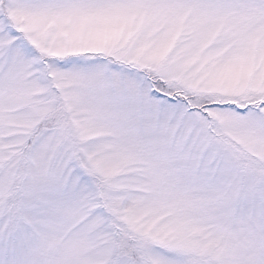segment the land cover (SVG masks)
Returning a JSON list of instances; mask_svg holds the SVG:
<instances>
[{
	"label": "snow or ice",
	"instance_id": "snow-or-ice-1",
	"mask_svg": "<svg viewBox=\"0 0 264 264\" xmlns=\"http://www.w3.org/2000/svg\"><path fill=\"white\" fill-rule=\"evenodd\" d=\"M0 264H264V0H0Z\"/></svg>",
	"mask_w": 264,
	"mask_h": 264
}]
</instances>
